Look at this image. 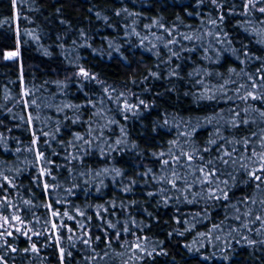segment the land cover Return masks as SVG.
I'll list each match as a JSON object with an SVG mask.
<instances>
[{"label":"trees","instance_id":"1","mask_svg":"<svg viewBox=\"0 0 264 264\" xmlns=\"http://www.w3.org/2000/svg\"><path fill=\"white\" fill-rule=\"evenodd\" d=\"M261 9L0 0V264H264Z\"/></svg>","mask_w":264,"mask_h":264},{"label":"rangeland","instance_id":"2","mask_svg":"<svg viewBox=\"0 0 264 264\" xmlns=\"http://www.w3.org/2000/svg\"><path fill=\"white\" fill-rule=\"evenodd\" d=\"M253 2H256L257 0H252ZM17 48L15 47V48H12V49H7V50H3L2 51V58L4 59V60H16L15 62H17V64H18V67H20V62H19V54L17 55V56H15V57H13V58H11V59H8L7 58V54L8 53H14V52H17Z\"/></svg>","mask_w":264,"mask_h":264},{"label":"snow or ice","instance_id":"3","mask_svg":"<svg viewBox=\"0 0 264 264\" xmlns=\"http://www.w3.org/2000/svg\"><path fill=\"white\" fill-rule=\"evenodd\" d=\"M261 11H264V9H261ZM17 55H18V50H17V52H14V53H8V54H7V58H8V59H11V58H13V57H15V56H17ZM85 75H87V74L85 73ZM189 159L191 160L192 157L189 156ZM166 163H167V162H166ZM255 178H256V179H260L259 176H256ZM6 222H7V221H6Z\"/></svg>","mask_w":264,"mask_h":264}]
</instances>
